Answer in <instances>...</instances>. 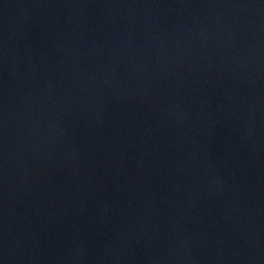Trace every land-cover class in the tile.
Segmentation results:
<instances>
[{
  "label": "water",
  "instance_id": "95a60500",
  "mask_svg": "<svg viewBox=\"0 0 264 264\" xmlns=\"http://www.w3.org/2000/svg\"><path fill=\"white\" fill-rule=\"evenodd\" d=\"M0 264H264V0H0Z\"/></svg>",
  "mask_w": 264,
  "mask_h": 264
}]
</instances>
